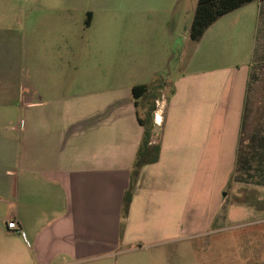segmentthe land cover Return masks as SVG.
I'll use <instances>...</instances> for the list:
<instances>
[{
  "label": "crops",
  "instance_id": "0c3cea01",
  "mask_svg": "<svg viewBox=\"0 0 264 264\" xmlns=\"http://www.w3.org/2000/svg\"><path fill=\"white\" fill-rule=\"evenodd\" d=\"M76 1L30 0L33 15L17 20L0 0V264H75L264 222V31L257 54L254 36L235 60L223 23L241 9L264 23V0L198 39L178 30L185 0H80L97 7L80 30ZM126 2L168 11L170 47L181 44L175 73L163 77L143 17L108 18ZM150 93L162 100L158 122ZM145 115L160 153L141 167L123 217Z\"/></svg>",
  "mask_w": 264,
  "mask_h": 264
},
{
  "label": "rangeland",
  "instance_id": "374dc122",
  "mask_svg": "<svg viewBox=\"0 0 264 264\" xmlns=\"http://www.w3.org/2000/svg\"><path fill=\"white\" fill-rule=\"evenodd\" d=\"M11 1L13 6L7 13H10L15 19L18 20L21 16L33 15L34 6L33 3L29 2L30 0ZM78 1L80 0L76 1L72 15L76 30H80L83 27L86 11L97 10L94 4ZM185 2L187 3L186 9L184 13L181 12L180 20H176L178 30L182 33H188L190 30L194 0H185ZM156 5L159 6L156 11L147 7H138L136 12L135 5L126 2L124 6L118 7L117 12H113L111 16L108 15V18H118L125 22L128 21L131 14L136 15L137 13L138 16L143 17L145 20L144 30L149 36H155L156 48L160 52L155 56V61L157 64L161 62L163 77H165L170 69L175 73V68L181 62V44H177L179 43L177 36L173 44L176 43L178 49L175 51L173 44L170 47L171 43L168 38L169 14L168 11L164 10L163 4L159 3ZM237 12V14H230L223 20V23H225L229 34L228 48L234 52L235 60H240L237 57L238 49L242 48L243 52L251 50L254 36L258 37L255 47L256 51L254 50L255 55L257 54L258 48L263 42L261 34L264 31V23L262 22V17L259 23L255 18L247 19L244 14H241L242 9ZM184 46L188 49L187 52H190L194 44L192 41H187ZM252 51L253 49L251 53ZM246 53L244 54V59ZM167 90L168 88L166 89V94L168 93L169 95ZM150 94L147 98L150 101L148 104L156 110V100H154L153 94ZM145 117L147 121V116L145 115ZM256 218L257 216H249L247 221L250 220L251 222L246 223H243L246 219H236L235 223L242 224L225 232L208 233L209 235L205 236H190L191 238L189 239L173 238L165 242L139 248L120 246L116 252L108 253L100 259L86 260L75 264H264V222L258 223V221L254 220Z\"/></svg>",
  "mask_w": 264,
  "mask_h": 264
},
{
  "label": "trees",
  "instance_id": "16d2710c",
  "mask_svg": "<svg viewBox=\"0 0 264 264\" xmlns=\"http://www.w3.org/2000/svg\"><path fill=\"white\" fill-rule=\"evenodd\" d=\"M250 1L252 0H197L190 25V37L192 39L200 38L206 28L220 16ZM89 16L90 12H87L86 23L89 22ZM146 88L147 86L144 84L133 86L132 92L135 98V103L136 99L145 92ZM139 121L143 125L144 130L131 165L129 184L123 194V217L128 213L130 201L141 167L145 164L155 162L160 153V143L152 139V122L149 119L146 121V119L142 120L141 118H139Z\"/></svg>",
  "mask_w": 264,
  "mask_h": 264
},
{
  "label": "built area",
  "instance_id": "2783aa9c",
  "mask_svg": "<svg viewBox=\"0 0 264 264\" xmlns=\"http://www.w3.org/2000/svg\"><path fill=\"white\" fill-rule=\"evenodd\" d=\"M156 105H157V109L154 110V115L156 113L157 110H160L161 111V106H162V100L159 101V100H156ZM7 227L12 229V230H16V231H19L20 230V226L18 225V223L15 221V220H9L7 223H6Z\"/></svg>",
  "mask_w": 264,
  "mask_h": 264
},
{
  "label": "bare ground",
  "instance_id": "6f19581e",
  "mask_svg": "<svg viewBox=\"0 0 264 264\" xmlns=\"http://www.w3.org/2000/svg\"><path fill=\"white\" fill-rule=\"evenodd\" d=\"M155 120L158 122L161 120V114H160V110H157L155 113Z\"/></svg>",
  "mask_w": 264,
  "mask_h": 264
},
{
  "label": "water",
  "instance_id": "95a60500",
  "mask_svg": "<svg viewBox=\"0 0 264 264\" xmlns=\"http://www.w3.org/2000/svg\"><path fill=\"white\" fill-rule=\"evenodd\" d=\"M157 128H158V125H157V124H154V125H153V130H154L155 132L158 130Z\"/></svg>",
  "mask_w": 264,
  "mask_h": 264
}]
</instances>
